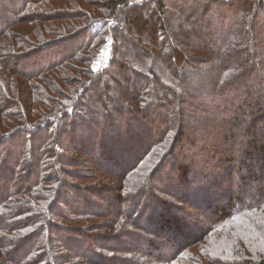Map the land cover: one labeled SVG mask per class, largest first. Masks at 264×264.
I'll return each mask as SVG.
<instances>
[{
	"label": "trees",
	"instance_id": "obj_1",
	"mask_svg": "<svg viewBox=\"0 0 264 264\" xmlns=\"http://www.w3.org/2000/svg\"><path fill=\"white\" fill-rule=\"evenodd\" d=\"M256 73L264 0H0V264H264Z\"/></svg>",
	"mask_w": 264,
	"mask_h": 264
},
{
	"label": "rangeland",
	"instance_id": "obj_2",
	"mask_svg": "<svg viewBox=\"0 0 264 264\" xmlns=\"http://www.w3.org/2000/svg\"><path fill=\"white\" fill-rule=\"evenodd\" d=\"M196 12H193L192 14L194 15ZM191 14V15H192ZM239 16V15H238ZM123 17V16H122ZM239 18H236L235 20L236 21H234L236 24H237V26H239V24L241 23L240 22V20H238ZM243 26H245V28L247 29V32L248 33H250V31H249V21L247 20H245V21H243ZM169 29H170V27H169ZM142 34V33H141ZM209 35H211V36H213L214 37V35L215 34H212L211 32L210 33H208ZM135 35L137 36V38L140 36V33H135ZM136 38V39H137ZM138 40V39H137ZM139 41V40H138ZM160 41H161V38H160ZM233 43L234 45H236L237 47L239 46V47H241L243 50L240 52V54L242 55L241 57L243 58V59H245V58H250V57H252L253 55V57H255V58H257V60H258V58H259V55H260V53H258V51H256V49L255 48H251L250 46H249V44H246V45H242V43H240V41H238L237 39H234V40H232V41H230L229 43ZM228 44V43H227ZM173 46V43L171 44V45H168L167 44V47L166 48H168V49H166V50H169V48L170 47H172ZM228 46V45H227ZM227 46H225V47H227ZM133 47H136V44L134 43V44H132V46H130L129 45V48H133ZM228 47H230V46H228ZM109 44H107L106 46H104L103 48H101L100 49V51H99V53H98V59L96 60V62L94 63V67L96 68V69H100V67H101V65H103V63H105V62H107V58H108V55L110 54V51H109ZM253 59V58H252ZM256 75V77L251 81V83H250V87H249V90H252V92H254V93H256V95H257V97H255V99H251V100H253L254 102H257V103H261V104H264V88H260V87H258L257 86V84L258 85H264V81H263V78L261 77L262 76V73H259L258 75H257V73L255 74ZM261 78V79H260ZM255 80V81H254ZM135 84V81H133L132 82V84L131 85H134ZM248 87V85L246 86V88L245 89H248L247 88ZM245 95H244V93H242L241 94V98H243ZM204 103H206V105L207 106H212V105H214V103L215 102H213V101H204ZM180 105H181V103H180ZM205 107V106H204ZM231 116V115H230ZM230 116H226V114H225V117L226 118H228V120L230 119ZM251 117V116H250ZM208 131H207V129H205V128H200L199 129V131H198V133L200 134V136L201 137H207L208 135H209V133H207ZM9 144L10 143H7L6 144V147H8L9 146ZM143 200H145V199H143ZM148 211H149V209H147V213H148ZM198 250H199V248H197Z\"/></svg>",
	"mask_w": 264,
	"mask_h": 264
}]
</instances>
